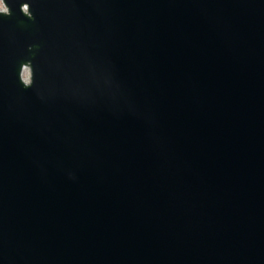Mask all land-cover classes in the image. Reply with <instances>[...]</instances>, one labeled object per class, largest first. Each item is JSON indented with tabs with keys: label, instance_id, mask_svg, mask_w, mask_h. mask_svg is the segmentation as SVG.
I'll use <instances>...</instances> for the list:
<instances>
[{
	"label": "water",
	"instance_id": "1",
	"mask_svg": "<svg viewBox=\"0 0 264 264\" xmlns=\"http://www.w3.org/2000/svg\"><path fill=\"white\" fill-rule=\"evenodd\" d=\"M0 1V264H264V0Z\"/></svg>",
	"mask_w": 264,
	"mask_h": 264
},
{
	"label": "rangeland",
	"instance_id": "2",
	"mask_svg": "<svg viewBox=\"0 0 264 264\" xmlns=\"http://www.w3.org/2000/svg\"><path fill=\"white\" fill-rule=\"evenodd\" d=\"M3 9H5V8H3L2 2L0 1V10H3ZM24 77H25V78L28 77V72H26V73L24 74Z\"/></svg>",
	"mask_w": 264,
	"mask_h": 264
}]
</instances>
